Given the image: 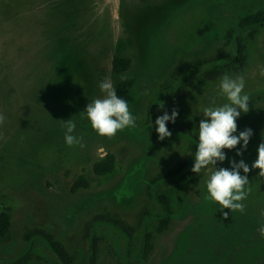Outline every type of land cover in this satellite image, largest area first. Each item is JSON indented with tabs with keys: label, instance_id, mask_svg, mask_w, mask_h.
I'll list each match as a JSON object with an SVG mask.
<instances>
[{
	"label": "rangeland",
	"instance_id": "rangeland-1",
	"mask_svg": "<svg viewBox=\"0 0 264 264\" xmlns=\"http://www.w3.org/2000/svg\"><path fill=\"white\" fill-rule=\"evenodd\" d=\"M257 17L264 0H0V214L9 222L0 264H57L37 232L71 264H91V244L94 264H264L259 170L247 174L244 210L224 209L227 219L205 199L210 173L191 171L202 107L227 102L218 95L225 74L243 76L250 97L235 134H253L242 155L238 144L214 167H251L264 142V28L240 27ZM114 58L128 61L120 74ZM104 79L131 82L136 126L113 138L98 137L83 113ZM173 109L166 126L184 136L154 139L148 114L157 136L156 118ZM69 119L83 148L65 143ZM96 165L109 170L98 175ZM162 179L155 196L167 212L150 193Z\"/></svg>",
	"mask_w": 264,
	"mask_h": 264
},
{
	"label": "clouds",
	"instance_id": "clouds-1",
	"mask_svg": "<svg viewBox=\"0 0 264 264\" xmlns=\"http://www.w3.org/2000/svg\"><path fill=\"white\" fill-rule=\"evenodd\" d=\"M259 75L264 77V66H261ZM244 87L243 76L233 78L225 74L220 78L218 95L224 97L227 102L216 105L213 101L208 106L202 107V118L198 126V143L191 168L192 173L199 174L202 170L210 173L206 182L205 199L219 206L224 219L228 218V213L223 212L224 209L241 212L244 210L242 201L247 198L245 186L249 183L247 174L250 170L258 169L260 182L264 183V142L258 145L257 157L251 167L243 160L230 161V169L214 167L217 162L225 161L224 150L235 149L238 144L240 150L236 152V155H242L253 134L251 129L235 134L237 119L242 113L246 114L249 111L250 97L243 92ZM99 89L103 96L87 103L83 110L85 118L96 135L113 138L117 132L135 127V118L129 111L128 102L117 95L111 81L104 79L100 82ZM159 107L162 108L163 105ZM177 116L178 111L173 109L170 115L165 113L156 118L158 140L163 141L172 135L166 125L169 122L174 123ZM4 119V116L0 115V124H3ZM75 127L72 120L65 122V143L69 147L79 145L83 148L82 137L77 138L72 135ZM241 172L244 175H241ZM258 232L261 239H264V225L258 228Z\"/></svg>",
	"mask_w": 264,
	"mask_h": 264
},
{
	"label": "trees",
	"instance_id": "trees-1",
	"mask_svg": "<svg viewBox=\"0 0 264 264\" xmlns=\"http://www.w3.org/2000/svg\"><path fill=\"white\" fill-rule=\"evenodd\" d=\"M257 20H253L252 22L249 23H243V25H241L240 27H260V28H264V17H257ZM232 38V42H233V49H234V59H238L240 57L241 54V47L239 44V36L237 34V32H232L231 35ZM119 64H123L125 68H127L128 65V61H121L117 58H114L112 61V68H113V72L115 74H120L119 71ZM219 64V61H216L214 64V67H216ZM191 70H193L192 68H185L184 69V74H188ZM213 71V69H212ZM209 72V71H208ZM131 86V82L127 81V80H123L121 79L120 81H118L115 85V91L117 93V95L120 98L125 99L126 101L128 100V92H129V88ZM149 115V120H148V124L147 126H149L148 132L151 133V136L158 140V137L154 134L153 131V124H152V112L150 111ZM176 136H184V134L182 133H172V135L168 138H174ZM192 143L194 142L191 138H188ZM160 141V140H158ZM161 142V141H160ZM165 146H169L166 145ZM106 161H108L109 163L112 162V157L111 156H107L106 157ZM109 170V166L105 165V166H100V165H96L94 172L98 175L100 174H104L106 172H108ZM165 179L156 181L152 184L151 189V195L153 196L154 194V200H156V202H158L160 204V206L167 212L169 211L166 203L160 201V199L158 197L155 196V188L162 182H164ZM153 192V193H152ZM257 198L260 199V201H262V206H264V188L258 192L257 196L255 195V193H252ZM258 219L264 220V211H261V216L259 217V215H257ZM248 221H252L250 218H247ZM164 221V219H160L159 223L162 224ZM116 226V225H115ZM118 229H120L118 226H116ZM9 228V222H8V216L5 213H1L0 214V237L3 236L4 234L7 233ZM35 236H39L41 237L48 245L51 253L53 254L54 258L56 259L57 264H71L70 259L68 258V256L66 255L64 249L62 248V246L57 243L54 238L50 235L44 234V233H35ZM34 237H27V243L28 246L32 243ZM145 241V233L143 235V242ZM144 249V248H143ZM26 252L29 253V250H27ZM143 252V250H142ZM145 252V251H144ZM28 253H25L23 256L20 257V259L18 260V263H21V261H23V259H25V255H27ZM90 263L94 264V246L93 244L90 245Z\"/></svg>",
	"mask_w": 264,
	"mask_h": 264
}]
</instances>
